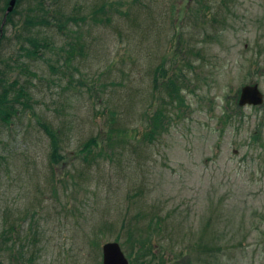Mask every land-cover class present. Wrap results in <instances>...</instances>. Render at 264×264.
Segmentation results:
<instances>
[{"label": "rangeland", "instance_id": "rangeland-1", "mask_svg": "<svg viewBox=\"0 0 264 264\" xmlns=\"http://www.w3.org/2000/svg\"><path fill=\"white\" fill-rule=\"evenodd\" d=\"M43 5L0 33V97L18 110L0 117V264H102L118 237L140 264L150 222L149 264H264V104L237 102L264 94V0Z\"/></svg>", "mask_w": 264, "mask_h": 264}, {"label": "trees", "instance_id": "trees-1", "mask_svg": "<svg viewBox=\"0 0 264 264\" xmlns=\"http://www.w3.org/2000/svg\"><path fill=\"white\" fill-rule=\"evenodd\" d=\"M11 0H6V6L5 7H9V3H10ZM23 1H26V0H17L16 1V7L14 9L13 12H11L9 15H8V19H7V23H11L13 21V18H14V14L16 13L17 14V8L22 4ZM31 3H33L34 5L39 6V7H42V6H45L43 5V3L47 0H28ZM42 9V8H41ZM6 10V8L4 9V11ZM43 16L42 14H35L34 17H32L30 20H33V19H37L39 17ZM4 20V18H3ZM3 20L1 21V24H0V33H1V27H2V24H3ZM6 23V24H7ZM5 28V26H4ZM4 34V32H3ZM3 37V35H2ZM36 52H34L35 54ZM167 90V95L169 97V99L174 102V101H177V100H180V102H183V98H181V95H180V90H179V87L177 86L176 83H172L171 81L169 83L166 84V89ZM7 93L5 92V98L3 99L4 101H2L1 97H0V117L8 124L11 123L12 121V116L17 114L18 110L17 108L15 107V102L12 103V102H9V99H7ZM238 102V101H237ZM19 103V100H17V104ZM5 104V105H4ZM5 106V108H4ZM4 108V109H2ZM240 109H242L240 107ZM233 115H231L228 111L226 112L225 116L223 117L224 118V123L227 124V122H230L233 118H232ZM166 117V114L161 110V109H157L154 111V116L152 117L151 119V130L149 131V139H154L156 137V134L157 133H160L159 131L160 130H163L164 129V119ZM47 134L48 136L51 138L52 142H53V147H54V152H53V157H54V160L58 161V160H62L63 157L58 154V137L56 136V132H54V130L52 131L51 129H49L47 127ZM86 147L85 148H88L90 145L87 144L85 145ZM58 158V160H57ZM153 224L150 222V225L146 228V233H147V236L143 235L141 232H140V235L142 237V239L140 240H137L135 241V244H137V242L140 243V245H142L143 247H141V252L139 254H141L143 257H147L149 258V261L148 259H145L142 261V263L140 264H149L151 263V261H154L156 260V255L153 253V246L150 245L151 243V240H152V236H153ZM120 237H118L116 239V242H120ZM8 238H5V241H7ZM12 241V240H11ZM148 244V247H146V245ZM150 245V246H149ZM8 250H10V252L12 253V249L11 248H8ZM20 255L22 254V252L19 253ZM13 256V255H12ZM23 256V255H22ZM12 259L16 260L17 257H13ZM19 259V258H18ZM23 259H24V256H23ZM28 263L31 262L33 263L32 261V257L30 256V258H28L26 260ZM131 264H133V262H131Z\"/></svg>", "mask_w": 264, "mask_h": 264}, {"label": "water", "instance_id": "water-1", "mask_svg": "<svg viewBox=\"0 0 264 264\" xmlns=\"http://www.w3.org/2000/svg\"><path fill=\"white\" fill-rule=\"evenodd\" d=\"M17 0H11L9 7L5 14L3 24L1 27V36L4 32V26L7 22V16L14 11ZM264 104V94L262 93L260 86L257 83L255 85H245L242 88L239 99L238 106L245 108L246 106H262ZM237 152V151H236ZM103 264H130L128 257L125 255L122 246L115 241L106 243L103 245Z\"/></svg>", "mask_w": 264, "mask_h": 264}, {"label": "flooded vegetation", "instance_id": "flooded-vegetation-1", "mask_svg": "<svg viewBox=\"0 0 264 264\" xmlns=\"http://www.w3.org/2000/svg\"><path fill=\"white\" fill-rule=\"evenodd\" d=\"M1 87H2V85H1ZM1 120V122L3 121L2 119H0Z\"/></svg>", "mask_w": 264, "mask_h": 264}]
</instances>
